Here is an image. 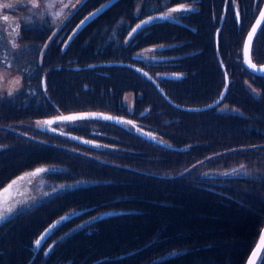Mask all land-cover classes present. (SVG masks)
I'll return each instance as SVG.
<instances>
[{"label": "trees", "instance_id": "16d2710c", "mask_svg": "<svg viewBox=\"0 0 264 264\" xmlns=\"http://www.w3.org/2000/svg\"><path fill=\"white\" fill-rule=\"evenodd\" d=\"M108 1L89 0L59 34L46 14L31 16L37 8L15 38L0 29V65L22 77L20 89L0 97V190L38 169L46 173L42 185H59L37 190L42 197L20 211L0 207V264H244L259 232L264 184L256 198L253 179L229 174L227 197L224 184L204 183L200 174L214 164L217 172L208 173L224 177L242 161L246 171L257 150L264 159V96L236 116H226L224 99L214 104L224 84V5L244 9L250 0H116L92 15ZM142 51L156 59L158 73L174 74L165 120L158 114L148 121L154 127L142 125L164 146L128 130L126 120L85 119L84 127L106 126L127 140L109 139L106 162L83 165L23 134L44 131L40 119L76 111L133 119L124 93L148 72ZM172 108L182 115L179 125ZM58 124L76 132L71 122ZM57 170L55 183L50 172Z\"/></svg>", "mask_w": 264, "mask_h": 264}, {"label": "flooded vegetation", "instance_id": "af4514ba", "mask_svg": "<svg viewBox=\"0 0 264 264\" xmlns=\"http://www.w3.org/2000/svg\"><path fill=\"white\" fill-rule=\"evenodd\" d=\"M27 1L29 0H0V5H3L5 3L13 5L12 8L0 7L1 30H3L5 25L6 26L7 25L12 26L14 24L19 25L21 24L22 20L24 21L25 16L31 13L30 11L32 6H28L27 13L25 11H22V13H20L19 15L20 19L18 20L17 13L19 12V9L15 5H20ZM263 4H264V0H250L249 4H247V7H245L244 9H242V7H240V5H238L237 3L232 6H229L227 3H225L224 5V20L222 19L219 32H222L224 30V44L221 50V59L225 64L224 84L222 86V89L223 87L225 88L224 97H223L224 99L223 107H224V111H227L226 116H236V114L233 113L232 111L236 109L237 111L244 110L245 107H247L246 105L247 101H252L254 103L263 102L262 98L264 96V77L261 76H264V73L255 74L249 71V68L244 63L245 39L243 42L240 40V37L242 35V30L240 29V23L243 22L245 23V25L248 26V29L246 30L245 33V37H246L255 19L260 13ZM112 5H110L109 7H111ZM5 16L8 17L7 20L4 19ZM227 36H228V40L226 41ZM260 36L264 38V22L261 30L258 32L257 36H255L250 49L251 59L257 63H264V41L260 40L259 38ZM225 44L227 45V48L229 47L228 49L226 48ZM138 56L141 60H143V63H140V66L143 67L146 71H148L147 73L149 75L151 74L153 78L154 76L156 78H154L153 80L150 78L151 75L149 76L145 72L140 73L139 76L141 78L140 81L143 82L137 83L135 89H130L124 93L125 99L128 94H132V101L128 103L129 106L131 107L132 105H134L133 108L130 109V113L133 115L134 120L124 117L121 118L125 119L128 123L130 122L129 127L127 126L128 130L130 131L136 130L137 132L140 133L139 135L145 137L146 141L149 143L154 142L164 146L165 144L163 142L157 140L158 138L154 134L149 132L146 128H144L142 125L152 126L149 123L153 122L152 118L158 114H161L163 119L165 120L167 115L166 110L164 108L165 99H168V97L171 94V90L169 89V87L171 88L172 83L169 82H171L170 80H173V76L171 75L172 73L168 70L166 74H163L165 70L162 69L158 73L156 70V62H155L156 59L153 56H151L149 53L138 54ZM102 63L103 62H101L99 65H102ZM99 65H96V67L98 68ZM144 81L152 82V84L154 83L156 89L155 86ZM162 85L164 86V89L162 88ZM20 87L21 85L19 86L18 89H20ZM157 89L159 90L160 93L157 92ZM223 99L221 100L222 102ZM220 104L216 105L215 107L219 106ZM170 111H171L170 120H172V122L175 125H179V119L177 118V116L182 118V115L180 114V112L177 113L173 108L170 109ZM41 120L43 119H40V121ZM82 120L85 119L57 121L49 126L48 124L47 126L46 125L41 126L44 131L35 130L33 131L32 135L26 133L23 134L39 142L57 146V148H60L65 152H67L68 159L72 161L80 162L83 165L87 164L89 161H95L97 164H99L97 161L106 162V159L103 157L104 155L102 153L104 150H107V148L111 147V142H108L109 139L121 138L127 140V136L125 135V133L112 131L110 128H107L106 126L100 128L96 127L95 130H92L89 127H84L83 123H81ZM125 120L121 121L120 124L123 125V122ZM137 121L140 123H138ZM68 122H71V124H69L70 128L76 129L75 133L68 132L66 128H64V126L58 124V123H68ZM55 124H57V126H54ZM45 126L47 129L44 128ZM71 126H75V127H71ZM87 129L90 130L91 132L90 135H83L80 133L81 131L84 132ZM50 131L58 135L57 136L52 135ZM61 135L62 136L65 135L71 139L62 138ZM72 151L93 153L94 155H96V157L89 155L84 157H79L76 155H72ZM254 153L256 155L249 157L252 161L248 160V164L246 163V168H247L246 171L244 169H241V166L245 164V161L240 162L241 163L240 167L229 169L226 172V174L228 175L224 177H221L218 173H208L209 170H213L214 168L212 166H206L202 174H200V180L204 181V183L207 184H212V183L218 185L224 184V195L228 197V194L226 192L228 190V187L230 186V183L226 180H230L229 174H231V176H238L239 179H253L255 184H257L258 186L257 188L258 192L256 198H260L259 185L261 183L264 184V174H262L264 173V159H261L259 150H257ZM257 157H259V159L255 160ZM223 164H224V160L221 161L220 163H217L219 168L222 167ZM230 165L233 164H227L226 166H230ZM89 167H94V165L91 164ZM203 173H205L206 175L208 174V177H205ZM50 174L54 178V182H56L60 173L50 172ZM83 223L85 225L87 223V220H84ZM96 226L100 227L101 224H97ZM35 264H46V263L44 261L43 262L37 261Z\"/></svg>", "mask_w": 264, "mask_h": 264}, {"label": "rangeland", "instance_id": "374dc122", "mask_svg": "<svg viewBox=\"0 0 264 264\" xmlns=\"http://www.w3.org/2000/svg\"><path fill=\"white\" fill-rule=\"evenodd\" d=\"M82 2H84V0H37V3L39 4V7L37 8V14L44 16L46 14V16H48L51 21L54 22V24L57 25V28L61 30V28L68 23L69 19L72 17H76L79 15L80 11H81V4ZM32 4V0H29L23 4L20 5H15L18 7L19 12L17 13L18 16V20L20 19L19 15L20 13H22V11H25L27 13V8L28 6H31ZM46 4H51L53 5L50 9H45ZM44 10V11H42ZM29 12V11H28ZM32 12V11H30ZM56 13H60V15L57 17L55 14ZM29 14V13H28ZM169 14H172L171 11H169ZM31 16H36V14H33ZM29 15L25 16L24 19V26L30 24V22L33 20V18ZM16 20V21H18ZM20 25V24H19ZM17 25H12L9 26L7 25V28L9 30L8 34L10 35L11 38H15L16 37V32L18 30V32L20 31V29L16 27ZM263 24L261 25L260 29L258 30V32L261 30ZM240 29L242 30V35L240 37V40L243 42L245 39V33L246 30L248 29V26L245 25V23L241 22L240 23ZM257 32V34H258ZM256 34V36H257ZM224 68H225V64H224ZM264 77V76H261ZM18 81V83L16 82ZM22 82V77L19 73H16L13 70L10 69H6L3 68L0 65V97L5 96V95H11L12 93H14L19 86L21 85ZM127 101L131 102L132 101V94H128L126 96ZM131 107V106H130ZM72 155H76L79 157H84V156H93L96 157V155H94L93 153H83V152H77V151H72ZM259 157H257L255 160H258ZM214 164H211V166H213ZM212 172H217L215 169L212 170ZM32 173H36L33 171H28L25 173V177L27 180H23L20 184V186H26V185H31L28 188L27 193H23L22 195H20V197H18V199H22V203L24 205H28L30 202L38 199L39 197H42L41 194L38 193L37 190L47 193L49 192H53L55 189H57L59 187V185L56 183V186H54L55 184H51L50 186H44L41 183L44 180V177L46 175V173H41V174H36V175H30ZM53 173H59V171H55ZM9 185H6L5 187H3L0 190V194H5L7 192H9L10 196H13L18 190L19 187L17 186H13L11 185V189L8 191H5L6 189H9ZM48 192V193H49ZM264 204V200L262 201ZM264 228V212L262 214V219L260 221V224L258 225V235L255 239V241L253 242L252 247L255 246L257 240L259 239V236L261 234L262 229ZM264 254V252H263ZM264 256V255H263Z\"/></svg>", "mask_w": 264, "mask_h": 264}, {"label": "water", "instance_id": "95a60500", "mask_svg": "<svg viewBox=\"0 0 264 264\" xmlns=\"http://www.w3.org/2000/svg\"><path fill=\"white\" fill-rule=\"evenodd\" d=\"M111 3H108L106 6H104L103 8H101L100 10L96 11L93 16L97 15L98 13H100L104 8L108 7ZM261 12H264V4H263V7L257 17V19L255 20V22L253 23L250 31L248 32L247 34V37H246V41H245V44L248 42V36H249V33L252 31V29L255 27L256 28V32L255 34L253 35V39H252V42H251V45L253 43V40L258 32V30L260 29L262 23L264 20L261 19ZM145 21H143L142 23L139 24V27L144 23ZM259 22V23H258ZM138 27L136 26L134 28L137 29ZM251 45H250V49H251ZM250 49H249V52H250ZM246 59V57H245ZM251 59V58H250ZM246 64L249 66V63L246 62ZM250 67V66H249ZM256 69L255 70L257 73H264V65H257L256 66ZM64 117H77V118H84V117H100V118H106V117H110L109 118H106V119H109V120H115L116 122H120L121 119L119 117H116V116H112V115H109V114H106V113H101V112H76V113H69V114H66V115H61V116H58V117H55V118H50L48 119L49 121L50 120H55V119H63ZM25 180V179H23ZM22 180V181H23ZM11 185H15L17 187H19V190L13 195V196H10L9 195V192L5 193V194H0V207L2 206H7L8 208H15V207H18L20 206L21 204H23L21 201L22 199H18V197H20V195H22L23 193H27L28 191V187L27 188H22L20 186V184H11ZM48 230V229H47ZM47 230H45L43 232V234H45L47 232ZM264 235V228L262 229L261 231V234L259 236V239L257 240L255 246L253 247V249L251 250V252L249 253L246 261L244 264H258L263 252H264V247H261L258 249V245L260 243V239H261V236ZM41 238V237H40Z\"/></svg>", "mask_w": 264, "mask_h": 264}, {"label": "snow or ice", "instance_id": "6c2138e0", "mask_svg": "<svg viewBox=\"0 0 264 264\" xmlns=\"http://www.w3.org/2000/svg\"><path fill=\"white\" fill-rule=\"evenodd\" d=\"M31 6H32L33 9L38 8V7H39V4L37 3V0H32V4H31ZM52 6H53V5H51V4H46L45 9H50ZM0 7H4V8H12L13 5H12V4H8V3H5V4H3V5H0ZM179 10H180V9H173V11H179ZM184 10H187V9H184ZM42 11H44V10H42ZM34 14H37V13H34ZM55 15L58 17V16L60 15V13H56ZM161 18H166V17H161ZM4 19L7 20L8 17L5 16ZM261 19L264 20V12H261ZM258 23H259V22H258ZM16 27H17V29H18V28H19V25H17ZM137 27H139V25H138ZM255 32H256V28L254 27V28L252 29V31L249 33V36H248V42L245 44V49H244V51H245V57H246V62L249 63V66H250L253 70H257V69H256V65L253 64V63H251L249 49H250V45H251V42H252V39H253V35L255 34ZM16 34L19 35L18 30H17ZM13 47H16V44H15V43H13ZM16 82L18 83V81H16ZM76 118H77V117H64L63 119H76ZM106 118H109V119H110V117H106ZM46 123H51V121H48V122H46ZM129 123H130V122H129ZM242 167H243V166H242ZM42 171H44V170H43V169H38L36 173H32V174H30V175H36L37 173L42 172ZM20 179H23V177L20 178ZM15 183H16V182L14 181L13 184H15ZM11 187H12V186L9 185V189H6L5 191L10 190ZM9 210H10V209H9ZM2 218H3V217L0 216V219H2ZM36 243H37V245H39V244H40V241L38 240ZM261 247H264V235L261 236L260 243H259V245H258V249L261 248Z\"/></svg>", "mask_w": 264, "mask_h": 264}, {"label": "bare ground", "instance_id": "6f19581e", "mask_svg": "<svg viewBox=\"0 0 264 264\" xmlns=\"http://www.w3.org/2000/svg\"><path fill=\"white\" fill-rule=\"evenodd\" d=\"M223 13H224V12H223ZM254 64H255L256 66H257V65H264V64H257L256 62H255ZM249 71H251V72L257 74V72H256L255 70H253L251 67H249Z\"/></svg>", "mask_w": 264, "mask_h": 264}]
</instances>
